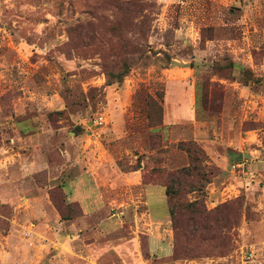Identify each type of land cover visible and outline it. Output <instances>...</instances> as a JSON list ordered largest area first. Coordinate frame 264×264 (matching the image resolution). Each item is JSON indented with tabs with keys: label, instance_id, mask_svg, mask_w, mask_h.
<instances>
[{
	"label": "rangeland",
	"instance_id": "obj_1",
	"mask_svg": "<svg viewBox=\"0 0 264 264\" xmlns=\"http://www.w3.org/2000/svg\"><path fill=\"white\" fill-rule=\"evenodd\" d=\"M190 141L175 225L167 195L139 223L66 205L95 149L167 194ZM0 264H264V0H0Z\"/></svg>",
	"mask_w": 264,
	"mask_h": 264
},
{
	"label": "crops",
	"instance_id": "obj_2",
	"mask_svg": "<svg viewBox=\"0 0 264 264\" xmlns=\"http://www.w3.org/2000/svg\"><path fill=\"white\" fill-rule=\"evenodd\" d=\"M176 97H179L180 100L186 99L181 93H178ZM182 105V110L179 109L177 112L178 116L182 117V115H185L186 117L187 114H192L190 98H188V103H183ZM123 119L124 117H122ZM183 120L185 119L181 118L178 121V125H181ZM113 131L114 133L111 135L122 133L120 126H116ZM177 136L180 137L181 134H177ZM244 150L243 148L241 150H233L237 154L232 152V150H226L228 154L225 152L221 160L218 159L220 155L222 156L220 152H211L210 156L215 162L220 161L221 168L226 170L225 166L227 167L229 163L234 162L235 157L240 159L245 157ZM94 151L96 154L91 158L93 162L88 161L83 166L76 164L79 168L78 174L63 183V189L67 194L68 201L79 204L85 217L92 219L108 217V220H113L117 217L122 219L128 213H131L135 217V222L139 223V220L141 221L147 215L150 216L151 214L153 216L155 213L157 216L162 213L163 215L166 214L165 190L161 186L147 185L144 182L145 164L139 169L125 172L118 165L119 159L114 153L107 149L101 152L99 149ZM131 164L133 165V161H130ZM25 202L30 204L31 209L34 208L38 216L45 219L44 223L50 229H54V224L52 225L48 222L53 216L58 218L57 223L60 224L57 213L52 209L47 199L41 200L36 197H28ZM162 218L157 217V221L161 222ZM19 232L18 228L13 227L9 235L12 254L14 250L19 249L18 245L21 240ZM69 238L71 242L75 240L74 238ZM10 259L9 261H11Z\"/></svg>",
	"mask_w": 264,
	"mask_h": 264
},
{
	"label": "trees",
	"instance_id": "obj_3",
	"mask_svg": "<svg viewBox=\"0 0 264 264\" xmlns=\"http://www.w3.org/2000/svg\"><path fill=\"white\" fill-rule=\"evenodd\" d=\"M197 148H196V147ZM179 147L183 150L186 151L187 154L190 157V166L188 168H185L183 171H178L176 173H174V175H172L171 177H169L168 179V183L166 184V188H167V198H169V203H168V207H169V211H170V215L173 221V224H176L177 221V203H176V196H178V189H179V180H181V178L183 176H189V177H194V176H198L201 174V172H203V170H201V166H200V159L196 158V154L197 153H203V150L201 148H198L199 145L197 143H195L194 141H190L189 143L186 142H181L179 144ZM134 169H139L138 168H134ZM179 181V182H178ZM65 194V193H64ZM66 196V195H65ZM66 199V205L68 207H75V205L71 202L68 201L67 197H65ZM170 204V206H169ZM77 207V206H76ZM62 219L64 220H72V218L70 217H62Z\"/></svg>",
	"mask_w": 264,
	"mask_h": 264
},
{
	"label": "built area",
	"instance_id": "obj_4",
	"mask_svg": "<svg viewBox=\"0 0 264 264\" xmlns=\"http://www.w3.org/2000/svg\"><path fill=\"white\" fill-rule=\"evenodd\" d=\"M103 119H100V121L98 122L99 124H103L104 122L102 121Z\"/></svg>",
	"mask_w": 264,
	"mask_h": 264
}]
</instances>
